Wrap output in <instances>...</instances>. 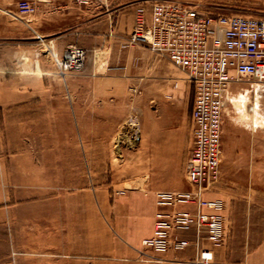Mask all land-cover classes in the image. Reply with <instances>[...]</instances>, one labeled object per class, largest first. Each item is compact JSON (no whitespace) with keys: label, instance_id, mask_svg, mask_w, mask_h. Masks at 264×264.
Segmentation results:
<instances>
[{"label":"rangeland","instance_id":"374dc122","mask_svg":"<svg viewBox=\"0 0 264 264\" xmlns=\"http://www.w3.org/2000/svg\"><path fill=\"white\" fill-rule=\"evenodd\" d=\"M138 1L129 3L133 16ZM188 1L184 2H193L190 5L203 11L264 17V3L261 0ZM71 2L85 4L89 0ZM18 3L19 0H15L11 5L13 10L7 9L6 14L10 19L29 24L39 8L50 6L52 0L35 2V9L31 13H21ZM13 40L7 42L15 44ZM35 42L34 45L15 49L11 55V66L13 72L33 77L31 86L38 89V95L31 98L39 105L46 103L44 92L45 88L51 86L52 76L60 79L59 86L66 89L95 87L106 90L118 87V78L126 81V87L124 95L101 97V103H112L118 108L117 126L103 127L99 131L101 134L96 135L99 143L97 151L102 159L91 167L88 160L63 161L68 167L65 175H49L44 158L47 145L44 142H18L14 136L16 128L12 112L7 108L6 124L0 121V264H36L33 259L36 248L39 254L45 253V246L39 245L40 239H30V230H44L48 199H56L63 194L73 198L72 195L78 193L80 188L97 185L106 187L101 193V198L105 200H112L135 188L143 192L151 186L156 187L154 192L165 187L192 188L185 176V163L191 145L193 87L182 69L167 57L152 51L146 43H140L145 46L142 52L136 47L133 51L123 48L95 49L76 43L71 45L85 50L84 63L78 70H69L63 66V55L71 45L60 53L50 38L38 35ZM124 52L130 56L127 68L124 69L121 62L110 67L107 65L106 57L110 53L117 57ZM240 94L248 97L247 105L242 106L238 100ZM4 98L7 106L16 102L13 96ZM66 99L71 103L73 97L68 95ZM223 99L221 141L233 135L249 141L254 138L261 142L258 148L262 154L261 159L249 161L222 159L217 180L208 191L226 202L229 199L238 200L243 203L242 207L264 215V82L240 77L227 87ZM110 114L103 111V119L109 118ZM76 131L70 130L73 137L67 150L70 154L83 149V144L77 143ZM19 151H32L41 156L34 160L32 169L28 168L22 174L14 166L15 153ZM22 162L24 164L25 161ZM61 182L64 184L60 188ZM85 198H89L88 194ZM31 217L38 224L32 223Z\"/></svg>","mask_w":264,"mask_h":264},{"label":"crops","instance_id":"0c3cea01","mask_svg":"<svg viewBox=\"0 0 264 264\" xmlns=\"http://www.w3.org/2000/svg\"><path fill=\"white\" fill-rule=\"evenodd\" d=\"M131 1L89 0L85 4H72L71 0H52L50 6L40 7L33 16V22L27 24L10 19L6 14L7 9L13 10L11 7L15 0H0V119H3L0 121L6 124L9 108L18 142L32 144L35 141L47 145L44 158L51 176L65 175L68 167L63 161L88 160L91 167L102 159L97 151L99 143L96 135L101 134L99 131L103 127L117 126L118 108L112 103H101V97L124 95L126 81L118 78V87L106 90L95 87L66 89L59 86L60 79L52 76L51 86L44 92L46 103L39 105L31 98L38 95V89L31 86L33 77L13 72L11 55L15 49L34 45L38 35L50 38L60 53L68 45L76 43L95 49L123 48L133 51L136 47L142 52L145 46L140 43L143 42L129 41L134 25L129 6ZM261 1L264 3V0ZM11 39L15 44L7 42ZM129 57L127 52L117 57L110 53L106 63L110 67L121 62L125 69L130 63ZM68 95L73 97L71 103L66 99ZM6 96L15 97L16 102L7 106L3 102ZM103 111L111 113L106 120L103 119ZM187 119L189 125V111ZM71 129L77 130V143L83 144V149L73 154L67 151L73 142ZM260 144L254 138L249 141L233 135L221 141L222 159L232 162L261 159ZM40 158L39 153L19 151L15 153V169L25 173L35 166L34 160ZM63 184L59 183V187ZM104 188L99 185L84 186L72 195L73 198L63 194L46 201L44 230H30V239H40L39 245L45 246L44 254H39L36 248L33 258L36 264H264V215L242 207L243 203L238 200L229 199L226 202L222 198L224 239L220 245H213L203 236L200 246L208 253L202 257V252L197 251L193 244V230L177 234L191 241L180 251L156 252L141 246V240L152 234L157 210L156 187L151 186L145 192L130 189L112 200L101 198ZM159 190L188 189L165 187ZM87 194L89 198H85ZM204 198L219 197L206 191ZM177 208L195 210L193 204H180ZM30 220L38 224L33 222V217Z\"/></svg>","mask_w":264,"mask_h":264},{"label":"built area","instance_id":"2783aa9c","mask_svg":"<svg viewBox=\"0 0 264 264\" xmlns=\"http://www.w3.org/2000/svg\"><path fill=\"white\" fill-rule=\"evenodd\" d=\"M37 1L46 0H19V11L33 12ZM134 17L130 42L146 43L167 57L186 73L193 87L191 145L185 163L192 188L155 192L152 234L141 240V246L156 252L180 251L191 241L177 234L193 230V244L203 257L208 251L201 248V238L220 245L225 235L224 201L204 198L222 161L223 95L240 77L264 82V17L203 11L178 0H139ZM84 59L85 50L71 45L63 55V66L78 70ZM180 204H193L195 210L178 209Z\"/></svg>","mask_w":264,"mask_h":264},{"label":"bare ground","instance_id":"6f19581e","mask_svg":"<svg viewBox=\"0 0 264 264\" xmlns=\"http://www.w3.org/2000/svg\"><path fill=\"white\" fill-rule=\"evenodd\" d=\"M238 100L241 102L242 106L247 105V102L249 101L248 97L246 95H244V94H240L239 97H238Z\"/></svg>","mask_w":264,"mask_h":264}]
</instances>
